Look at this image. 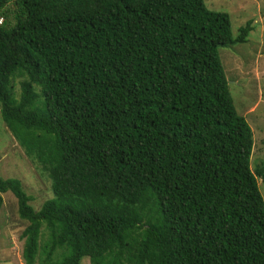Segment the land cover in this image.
Masks as SVG:
<instances>
[{
  "label": "trees",
  "instance_id": "16d2710c",
  "mask_svg": "<svg viewBox=\"0 0 264 264\" xmlns=\"http://www.w3.org/2000/svg\"><path fill=\"white\" fill-rule=\"evenodd\" d=\"M0 127L48 177L25 264H264V166L204 0H0Z\"/></svg>",
  "mask_w": 264,
  "mask_h": 264
},
{
  "label": "rangeland",
  "instance_id": "374dc122",
  "mask_svg": "<svg viewBox=\"0 0 264 264\" xmlns=\"http://www.w3.org/2000/svg\"><path fill=\"white\" fill-rule=\"evenodd\" d=\"M204 1L208 9L229 15L235 37L241 27L252 22L253 31L247 43L220 48L219 52L237 111L254 132L252 167L256 170L264 166V0ZM0 177L20 180L34 197L31 204L36 210L54 198L47 175L28 158L4 126L0 127ZM259 183L264 197V184L262 180ZM2 196L5 204L0 210V264H25L22 234L28 224L19 218L14 196L11 193ZM82 264H90L89 259H84Z\"/></svg>",
  "mask_w": 264,
  "mask_h": 264
},
{
  "label": "clouds",
  "instance_id": "9594fccd",
  "mask_svg": "<svg viewBox=\"0 0 264 264\" xmlns=\"http://www.w3.org/2000/svg\"><path fill=\"white\" fill-rule=\"evenodd\" d=\"M2 22V21H1ZM1 24V23H0Z\"/></svg>",
  "mask_w": 264,
  "mask_h": 264
}]
</instances>
